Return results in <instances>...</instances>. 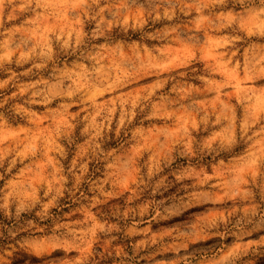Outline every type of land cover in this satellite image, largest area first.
<instances>
[{"label":"rangeland","instance_id":"rangeland-1","mask_svg":"<svg viewBox=\"0 0 264 264\" xmlns=\"http://www.w3.org/2000/svg\"><path fill=\"white\" fill-rule=\"evenodd\" d=\"M0 264H264V0H0Z\"/></svg>","mask_w":264,"mask_h":264},{"label":"trees","instance_id":"trees-1","mask_svg":"<svg viewBox=\"0 0 264 264\" xmlns=\"http://www.w3.org/2000/svg\"><path fill=\"white\" fill-rule=\"evenodd\" d=\"M33 259H35V258L33 257Z\"/></svg>","mask_w":264,"mask_h":264}]
</instances>
